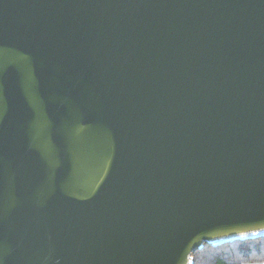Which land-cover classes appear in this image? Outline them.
<instances>
[{
    "label": "water",
    "instance_id": "water-1",
    "mask_svg": "<svg viewBox=\"0 0 264 264\" xmlns=\"http://www.w3.org/2000/svg\"><path fill=\"white\" fill-rule=\"evenodd\" d=\"M263 237L264 0H0V264Z\"/></svg>",
    "mask_w": 264,
    "mask_h": 264
},
{
    "label": "trees",
    "instance_id": "trees-1",
    "mask_svg": "<svg viewBox=\"0 0 264 264\" xmlns=\"http://www.w3.org/2000/svg\"><path fill=\"white\" fill-rule=\"evenodd\" d=\"M194 264H264V237L220 246L205 245L192 254Z\"/></svg>",
    "mask_w": 264,
    "mask_h": 264
}]
</instances>
